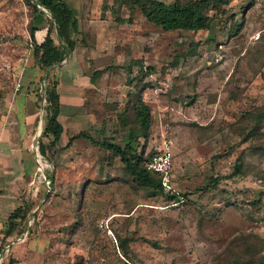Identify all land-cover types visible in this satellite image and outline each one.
<instances>
[{"label":"rangeland","instance_id":"rangeland-1","mask_svg":"<svg viewBox=\"0 0 264 264\" xmlns=\"http://www.w3.org/2000/svg\"><path fill=\"white\" fill-rule=\"evenodd\" d=\"M129 4L91 0L82 8L71 58L48 71L50 81L63 83L65 133L44 157L47 82L31 93L36 120L21 137L17 110L20 91L29 89L21 85L23 72L34 62V8L29 0H0V141L22 139L0 159V169L19 171L12 193L0 191V206L31 210L27 220H17L22 235L5 237L8 220H0L5 264H249L264 258V0H230L210 13L211 29L199 32L165 31ZM74 58L72 73L66 66ZM141 91L152 127L148 141L140 142L146 154L171 148L172 190L165 194L177 195L175 201L136 186L120 158L83 137L66 148L82 131L100 139L134 128L119 116L133 121ZM19 147L24 165L14 153ZM239 160L243 173L228 177ZM50 180L57 186L52 193Z\"/></svg>","mask_w":264,"mask_h":264},{"label":"trees","instance_id":"trees-1","mask_svg":"<svg viewBox=\"0 0 264 264\" xmlns=\"http://www.w3.org/2000/svg\"><path fill=\"white\" fill-rule=\"evenodd\" d=\"M34 8V17L30 29L34 62L25 68L22 75L21 85H28L29 93L36 94L39 91L41 82L45 80L47 87L45 89L46 98V116L45 126L42 136L50 140L46 143L40 141L39 150L44 156H48L53 148H57L61 135L64 131L62 123L59 121L61 115V100L57 90L59 81L54 78L50 81V74L44 76V73L62 64L74 51L76 47L75 35L79 33V21L75 12L68 6L64 0H29ZM230 0H175L172 3H165L161 0H127L129 7L135 9L138 7L147 20L153 25L162 28L165 31H193L210 30L214 22V17L210 16L212 11H221L229 4ZM222 13H227L225 9ZM48 21L49 29L45 41L38 44L35 33L40 24ZM39 26H35V24ZM57 33L59 37L54 36ZM101 73L97 72L96 77ZM94 80V78H93ZM133 121L126 122L125 115L119 116L125 127L135 125L134 128L115 129L111 138L103 137L97 139L86 132H80L72 136L66 146L70 147L73 141L81 137L89 140L92 145L98 146L106 152L112 153L113 157L120 158L124 165L127 179H133L136 186L149 189L156 194L164 195L167 188L162 183V175L154 174L147 170V163L155 154H146L145 146L142 147L140 140L148 141L152 127V112L150 106L143 99V91L136 95L132 105ZM142 148V149H141ZM110 159V158H109ZM243 173L242 162L239 160L235 165L234 173L228 177L238 176ZM217 178L213 187L219 183ZM45 183V182H44ZM57 186L54 180L49 181V188L52 193ZM78 187L71 186V191L78 193ZM82 189V188H81ZM85 191H80V198L85 199ZM169 200L175 201L178 196L165 194ZM75 196V195H74ZM28 205L20 206L10 216L5 224L3 234L5 237L14 234H23L21 223L17 220L25 221L30 212ZM2 248H0V254ZM12 260L8 264H14ZM1 264H5L3 261ZM238 264V261L235 263ZM249 264H264V258L252 260Z\"/></svg>","mask_w":264,"mask_h":264},{"label":"crops","instance_id":"crops-1","mask_svg":"<svg viewBox=\"0 0 264 264\" xmlns=\"http://www.w3.org/2000/svg\"><path fill=\"white\" fill-rule=\"evenodd\" d=\"M64 1L75 12V14L78 18V21H79L80 18L84 17L83 12H81L82 8L86 5L87 2H89L91 0H64ZM92 1H95V0H92ZM102 1H104V0H102ZM48 29H49V25L45 23L44 25L40 26L39 29L36 31L35 38H36V41L38 44H42L45 41V38L48 34ZM57 36L59 37V35H57ZM76 46H77V44H76ZM69 58H71V56H69ZM75 58H76V56H75ZM75 58H74V60H71L69 62V65L66 66V69H68L72 73L74 72L73 71V64L76 61ZM72 76L74 78L79 77V75L77 73L72 74ZM61 85H63L62 82L58 86V89H59L58 92L60 94L61 104H63V95H62L61 90H60ZM72 87H74L75 89L78 90V88H77L78 86L73 85ZM20 92L22 94L20 93L18 95V98H17V110H18V114H21V115H19V117L21 118V122H22V126L20 128V134H19L21 137L22 132L26 134L27 131H30V130L32 131V129L34 127V121L36 120V116H35L36 105H35L34 100L31 97L32 96L31 93H29V92L27 93V92H23V91H20ZM75 93L72 92L71 95H73ZM64 133L65 132L62 133L61 139H62V136L64 135ZM20 137L19 138L18 137L17 138H8L7 141L4 138H2V140L0 141V143L2 144V148H1L2 151H0V159H2L3 157L6 159L9 157L8 153L10 152L11 148L12 149L16 148V145H19L20 142L22 141V139L20 140ZM19 148H20L19 152L17 150L16 151L14 150V153L19 154V156L21 158V163H22V165H24L25 154H24L23 150L21 149V147H19ZM18 172L19 171H17L16 168L13 170L11 168L0 169V191L1 192H6L7 194L10 192L12 193V186L15 184V181H16L15 178H16ZM5 196L6 195H4L2 197H5ZM8 199H9V197L6 196L5 200L8 201ZM3 203L8 207H6L5 205L0 206V210H1L0 220H9V218L13 214V212H15L16 209H18L21 206L20 205V206H18V208L15 209V207H13V206L9 207L7 202H3ZM3 208H5L4 209L5 212L7 211V208H10L12 211L10 213L6 214L3 212ZM1 213H3V214H1ZM3 217H7V218H3Z\"/></svg>","mask_w":264,"mask_h":264},{"label":"built area","instance_id":"built-area-1","mask_svg":"<svg viewBox=\"0 0 264 264\" xmlns=\"http://www.w3.org/2000/svg\"><path fill=\"white\" fill-rule=\"evenodd\" d=\"M174 156L169 146H165L160 152L156 153L147 163V170L154 174L162 175V183L166 188H170V179L173 169ZM4 250L0 254V264L4 255Z\"/></svg>","mask_w":264,"mask_h":264},{"label":"water","instance_id":"water-1","mask_svg":"<svg viewBox=\"0 0 264 264\" xmlns=\"http://www.w3.org/2000/svg\"><path fill=\"white\" fill-rule=\"evenodd\" d=\"M48 71H49V70L46 71V74H48ZM42 99H43V102L46 101L45 94L43 95Z\"/></svg>","mask_w":264,"mask_h":264},{"label":"bare ground","instance_id":"bare-ground-1","mask_svg":"<svg viewBox=\"0 0 264 264\" xmlns=\"http://www.w3.org/2000/svg\"><path fill=\"white\" fill-rule=\"evenodd\" d=\"M41 155V154H40Z\"/></svg>","mask_w":264,"mask_h":264}]
</instances>
